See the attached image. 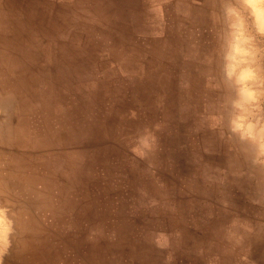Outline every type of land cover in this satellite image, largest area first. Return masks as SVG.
Returning a JSON list of instances; mask_svg holds the SVG:
<instances>
[{"label": "rangeland", "instance_id": "374dc122", "mask_svg": "<svg viewBox=\"0 0 264 264\" xmlns=\"http://www.w3.org/2000/svg\"><path fill=\"white\" fill-rule=\"evenodd\" d=\"M195 1L194 28L159 6L131 38L98 26V0H0V264H204L211 239L219 257L237 241L241 206L261 220L242 253L264 259V172L218 123L216 29Z\"/></svg>", "mask_w": 264, "mask_h": 264}, {"label": "clouds", "instance_id": "9594fccd", "mask_svg": "<svg viewBox=\"0 0 264 264\" xmlns=\"http://www.w3.org/2000/svg\"><path fill=\"white\" fill-rule=\"evenodd\" d=\"M209 15L216 29L218 123L233 151L264 172V0H210ZM11 234L9 209L0 206V254Z\"/></svg>", "mask_w": 264, "mask_h": 264}, {"label": "crops", "instance_id": "0c3cea01", "mask_svg": "<svg viewBox=\"0 0 264 264\" xmlns=\"http://www.w3.org/2000/svg\"><path fill=\"white\" fill-rule=\"evenodd\" d=\"M175 1L176 0H169L165 2L163 0H134L133 4H135V11L130 17L127 18L130 20L121 21L119 16H117L116 6L111 4L107 5L105 1L98 0L97 10L99 11L100 17L103 19V22L99 23L98 26L104 27V31L110 33L109 37H121L125 34L128 36L130 35V37L132 38L137 33V31L133 29V25L138 24L137 22L132 21L134 18L147 17L148 15H150L151 10L155 11L151 14V16L155 18H165V16H167L165 13L162 14L161 12H158L159 6H162L164 11L166 9L168 10V8L173 10L174 6L176 12L173 11V13L169 14L168 17L172 19H177L179 26H189L194 28L195 21L191 24L192 13L190 12V10L194 9L195 11V9L198 7L199 9H204L205 6L200 5L201 3H197L195 0H177L176 2ZM196 5H198V7ZM120 27H124L126 31H122ZM110 28L115 29L116 33H114V35H111L112 31L110 30ZM244 201L249 202L250 200L246 197H242V202ZM237 210L239 211L237 218L243 219L242 222L244 224H247L248 226L243 225L242 227H238V230L241 232V234L235 236L237 239L236 242L229 239L230 235H227L226 239H224V242L220 244L223 247V254L226 255V257H224V255L222 254L219 257L218 254L214 252V241L213 239H211L209 241V250L204 252V257L206 258L203 259L205 262L204 264H264V259L259 257H246L242 253V251L245 249V239L247 234L251 235L254 238L256 237L258 239H261L260 233L258 231L259 229L254 227L260 226L261 220L259 217L256 216L255 213H252L251 210L246 208L245 206H241V210ZM231 237L233 236L231 235ZM157 246L158 248L160 247L161 250L164 249L163 245L158 244ZM200 250H203V248H200ZM200 254H203V252L200 251ZM182 255L185 257V253H183ZM195 258H197V253H192L187 256V259L185 258L186 260L180 258L174 259L169 264H193V260Z\"/></svg>", "mask_w": 264, "mask_h": 264}, {"label": "bare ground", "instance_id": "6f19581e", "mask_svg": "<svg viewBox=\"0 0 264 264\" xmlns=\"http://www.w3.org/2000/svg\"><path fill=\"white\" fill-rule=\"evenodd\" d=\"M1 255H2V254H0V259H1Z\"/></svg>", "mask_w": 264, "mask_h": 264}]
</instances>
